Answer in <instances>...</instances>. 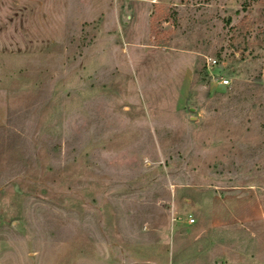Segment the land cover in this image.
Masks as SVG:
<instances>
[{
	"label": "rangeland",
	"instance_id": "374dc122",
	"mask_svg": "<svg viewBox=\"0 0 264 264\" xmlns=\"http://www.w3.org/2000/svg\"><path fill=\"white\" fill-rule=\"evenodd\" d=\"M0 264H264V0H0Z\"/></svg>",
	"mask_w": 264,
	"mask_h": 264
},
{
	"label": "built area",
	"instance_id": "2783aa9c",
	"mask_svg": "<svg viewBox=\"0 0 264 264\" xmlns=\"http://www.w3.org/2000/svg\"><path fill=\"white\" fill-rule=\"evenodd\" d=\"M206 64H207V68L209 69V67H214L217 64V62L213 59H208ZM210 76L212 77V74ZM218 84L222 86H227L228 81L221 79V80H218ZM193 222L194 220L192 218L187 220L188 225L193 224Z\"/></svg>",
	"mask_w": 264,
	"mask_h": 264
}]
</instances>
